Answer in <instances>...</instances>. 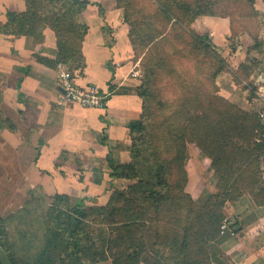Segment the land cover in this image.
<instances>
[{"label":"trees","instance_id":"16d2710c","mask_svg":"<svg viewBox=\"0 0 264 264\" xmlns=\"http://www.w3.org/2000/svg\"><path fill=\"white\" fill-rule=\"evenodd\" d=\"M22 11L0 18V34L43 41V29L56 38L53 59L36 54L45 66L64 64L76 75L85 67L82 41L87 25L79 15L88 0H24ZM257 15L254 0H116L123 9L133 60L141 73L134 92L140 114L129 125L128 159L111 163L110 177L128 181L103 205L72 201L66 193L45 195L36 228L24 241L10 239L0 218V264H211L218 261L219 227L227 203L249 194L264 204V125L221 96L219 72L230 73L245 90L246 64L234 68L207 33L191 23L199 15L227 17L235 24ZM212 6L221 11L215 12ZM242 30L252 33L245 27ZM261 49L262 41L253 35ZM230 49H234L232 46ZM5 77L0 72V133L17 128L4 105ZM256 88V86H255ZM249 98L255 89H248ZM210 160L215 191L204 203L186 191L187 146ZM26 214L21 210L20 215ZM235 222L230 224L234 225ZM19 253L17 250H20ZM18 253V254H17Z\"/></svg>","mask_w":264,"mask_h":264},{"label":"crops","instance_id":"0c3cea01","mask_svg":"<svg viewBox=\"0 0 264 264\" xmlns=\"http://www.w3.org/2000/svg\"><path fill=\"white\" fill-rule=\"evenodd\" d=\"M88 1L91 3L79 15L80 22L88 27L82 41L85 67L75 79L108 92L106 107L85 108L59 101L55 68L35 57L55 58L56 38L50 28L43 29L42 42L30 36L11 39L0 34V72L6 80L4 105L17 125L14 132L4 129L0 133V163L1 169L10 173L6 174L9 178L15 173L14 178L30 187L68 195L77 188L78 194L85 195V204L103 205L113 189L123 188L125 180L110 177L109 162L128 159V128L140 114L134 87L141 73L133 60L123 9L116 0ZM253 7L264 15V0H254ZM24 9V0H0L1 19L7 11ZM191 27L198 33L207 32L234 68L247 65L248 76L242 80L245 90L228 72H219L215 80L221 96L256 114L264 100V25L257 35H251L233 31L227 17L199 15ZM253 35L262 41L261 49L255 47ZM252 87L255 95L249 98ZM191 145L187 146L185 189L194 200L204 203L216 189V178L210 160ZM262 169L264 177V162ZM71 179L82 181L75 187ZM224 212L229 224H235L233 232L217 243L221 254L211 264H264V204L257 205L249 194H243L227 203Z\"/></svg>","mask_w":264,"mask_h":264},{"label":"rangeland","instance_id":"374dc122","mask_svg":"<svg viewBox=\"0 0 264 264\" xmlns=\"http://www.w3.org/2000/svg\"><path fill=\"white\" fill-rule=\"evenodd\" d=\"M238 8L239 10H242V13H244L245 16H243L238 21V23L235 24V31L244 32L242 28L245 27L251 33L257 35L263 29L264 15L258 13L257 15L247 16L246 14H252V12L247 11L246 3ZM212 10L215 12L221 11L216 6H212ZM190 146L192 145L190 144ZM190 157L191 155L189 156V158ZM1 165L2 163H0V218L5 222L10 239L14 242H22L27 238H22L24 232L36 228L35 226H32L33 228H29V226L32 225L30 221H32L33 218L42 215L44 207L46 205L45 195H51L53 194V192H51L49 188L48 190H45L39 186L30 187V185L28 186L27 184H23V180L14 178L15 173L12 172V178H9L7 175H9L10 173L8 174V170L1 169ZM7 167L8 165L5 164L6 169ZM80 181L82 180L71 179L70 182L72 186L76 187V184L80 183ZM127 184L128 181H123L121 183V186L124 188L127 186ZM195 185L196 184H193V186ZM73 190L74 193L69 195L72 201L74 200L84 202L85 195L78 194L77 188H73ZM21 210H25L26 214L20 215ZM20 251L22 250H17L18 253Z\"/></svg>","mask_w":264,"mask_h":264},{"label":"built area","instance_id":"2783aa9c","mask_svg":"<svg viewBox=\"0 0 264 264\" xmlns=\"http://www.w3.org/2000/svg\"><path fill=\"white\" fill-rule=\"evenodd\" d=\"M55 76L59 88L58 99L64 105H79L85 108L104 109L106 107L109 93L102 91L95 85L79 84L75 75L67 67L59 63L55 67ZM256 115L261 123L264 122V100L262 101ZM220 234L232 233L228 219H223L220 227Z\"/></svg>","mask_w":264,"mask_h":264},{"label":"water","instance_id":"95a60500","mask_svg":"<svg viewBox=\"0 0 264 264\" xmlns=\"http://www.w3.org/2000/svg\"><path fill=\"white\" fill-rule=\"evenodd\" d=\"M261 81H264V74L261 76ZM262 124L264 125V122H262Z\"/></svg>","mask_w":264,"mask_h":264}]
</instances>
